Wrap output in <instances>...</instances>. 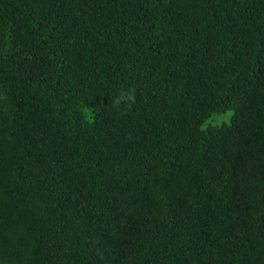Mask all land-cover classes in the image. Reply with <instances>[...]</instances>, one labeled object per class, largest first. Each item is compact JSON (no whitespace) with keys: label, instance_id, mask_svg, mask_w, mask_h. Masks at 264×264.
<instances>
[{"label":"trees","instance_id":"obj_1","mask_svg":"<svg viewBox=\"0 0 264 264\" xmlns=\"http://www.w3.org/2000/svg\"><path fill=\"white\" fill-rule=\"evenodd\" d=\"M0 264H264V0H0Z\"/></svg>","mask_w":264,"mask_h":264},{"label":"rangeland","instance_id":"obj_2","mask_svg":"<svg viewBox=\"0 0 264 264\" xmlns=\"http://www.w3.org/2000/svg\"><path fill=\"white\" fill-rule=\"evenodd\" d=\"M230 120V115H216L214 118H212L210 121L212 123L216 124H223L224 122H229Z\"/></svg>","mask_w":264,"mask_h":264},{"label":"clouds","instance_id":"obj_3","mask_svg":"<svg viewBox=\"0 0 264 264\" xmlns=\"http://www.w3.org/2000/svg\"><path fill=\"white\" fill-rule=\"evenodd\" d=\"M87 113H88V110H87V109H85L86 118H87Z\"/></svg>","mask_w":264,"mask_h":264}]
</instances>
